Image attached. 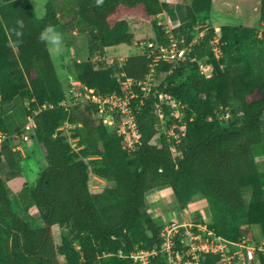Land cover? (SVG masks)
<instances>
[{
    "label": "trees",
    "instance_id": "trees-1",
    "mask_svg": "<svg viewBox=\"0 0 264 264\" xmlns=\"http://www.w3.org/2000/svg\"><path fill=\"white\" fill-rule=\"evenodd\" d=\"M210 2L206 0V5ZM178 3L104 0L96 7L95 0H48L41 20L29 0H6L0 5V101H28L26 114L35 123L30 136L36 138L45 162L34 184L25 185L41 220V226L33 227L13 209L5 185L2 160L9 143L0 153V264H138L131 257L133 252L158 249L162 242V228L147 216L144 200L147 192L162 187H170L181 206L196 194L207 198L213 216L207 227L229 242L248 237L255 244L253 224L260 225L264 237V186L254 155L256 146H262L264 155V38L260 37L264 30L223 25L218 33L209 28L192 50L196 60L211 66L217 62L211 77L198 70L185 72L192 61L190 54L168 75V64L158 67L165 76L155 87L185 106L186 132L177 152L171 151L164 134H158L151 99L139 107L140 145L131 155L91 104L58 106L65 92L48 45L37 39L46 24L60 28L64 35L86 34L91 54L120 44L132 45L126 17L149 21L155 35L151 41L167 43L169 35L162 32L156 17ZM18 20L23 21V29ZM259 22L264 28V0H260ZM184 27L172 30V35L180 38L175 34ZM217 35L219 59L210 47ZM192 37L189 34L186 42ZM223 57L228 59L227 66L239 64L243 71L223 70ZM148 65L146 56L134 54L121 65L114 63L104 69L93 61L76 62L73 74L98 93L122 94L119 74L143 81ZM133 89L138 92L137 87ZM45 104L52 107L42 108ZM226 113L229 117L221 118ZM64 122L96 129L101 160L94 173L114 183L103 190L114 207L99 205L100 194L90 192L88 164L57 132ZM0 130L12 133L19 128L10 131L0 119ZM154 138L157 142L152 144ZM202 259L203 264H226L219 254L208 253ZM256 259L264 264L262 252Z\"/></svg>",
    "mask_w": 264,
    "mask_h": 264
},
{
    "label": "rangeland",
    "instance_id": "rangeland-1",
    "mask_svg": "<svg viewBox=\"0 0 264 264\" xmlns=\"http://www.w3.org/2000/svg\"><path fill=\"white\" fill-rule=\"evenodd\" d=\"M5 2L6 0H0V5L4 4ZM29 2L36 17L39 20L43 19L45 16L48 0H29ZM259 11L260 0H211L208 6L206 5V0H179L178 4L164 9V11L156 17V21L162 27V32L163 30L165 32H172V30L177 31L179 30V27L185 26L180 31L176 32L175 35L183 37L186 40L189 34L197 37L203 32V30H208L209 28H213L215 32L219 33L220 27L223 25L242 26L258 29V32L260 30L262 31L264 28L259 22ZM125 19L129 23L130 32L133 35L132 45H127L123 47L122 50L118 51L103 50L91 54L88 51V40L86 34L70 33L64 35L60 28L56 27V30L63 35V42L59 46L49 44L48 48L54 65L57 69L61 86L65 93L70 86L68 76L71 75L74 77V63L80 61H93L99 68L103 69L108 68L114 63H117L119 66L128 56L141 54L142 43L155 39L152 25L149 21L136 19L134 17H126ZM260 37L264 38L263 35ZM205 47H208V44ZM188 59L192 61L185 67V72L189 74L191 71L198 70L201 73L202 61L195 59L193 50L191 51ZM223 61L224 63L221 65L223 70H229L233 74H238L243 71L242 65L239 64L230 67L227 66V57H223ZM216 63L217 62H213L212 67H215V65H217ZM116 76L117 73H115V77ZM164 76L165 73L162 70L157 69L151 73L150 78L153 84L156 85L157 83H160ZM184 78L185 76H182L179 80L183 81ZM74 87L79 88L78 86ZM73 102L74 101L71 100L68 101L67 104H72ZM27 110V108L25 110H20L21 118L23 120H25V114ZM191 119L192 117H189V121ZM27 122L28 118H26L24 124ZM157 124L160 123L157 121ZM173 124L172 118H167L164 120L163 123L160 124V130L158 129L159 135L162 134L161 130H163V128L168 130L171 128V126H173ZM57 132L65 136L73 151L75 153H80L79 156L83 158L88 164L90 168L88 182L89 189L93 194H100V197L98 198L99 205L114 207L115 203L113 202L112 198L103 191L106 188L113 187L114 183L110 179H105L103 177L97 176L94 173V170L100 167V164L97 163V160H101V158L98 156L100 139L96 129L91 126H83L80 123L64 122L58 128ZM156 142L157 138L151 140L152 144H155ZM25 144L32 146L31 141L25 142ZM37 146L40 148L39 145ZM177 151L178 148L176 147V152ZM40 152H42L41 149ZM254 155L258 168L264 173V155L262 146L254 147ZM36 162L37 163H35V167H31V172L28 173V177L25 176V180L27 179L26 181L30 183V185L36 181L40 171L45 168L44 160H42L41 165L38 163V161ZM14 184H16V186H14ZM9 193L13 200V209L24 219L29 221L33 227L41 226V220L38 211L30 199L28 188L23 186V184L20 188V183L12 178L9 182ZM144 200L147 216L150 217L151 220H153V222L161 228L164 227L165 224L170 220L185 224L202 223L206 226L213 222V216L210 208L211 203L201 194L194 195L184 206L177 204L173 191L170 188L162 193H159L157 190H150L145 194ZM262 200L264 202V194ZM191 230L195 232L197 229L196 227H192ZM261 236L262 237L256 240L253 232L255 244L252 243L248 237H246L247 244H250L256 248V255H258L260 252L264 254L263 234ZM237 243L239 244L241 242L237 241ZM228 250L229 252L227 255L231 257L234 256L233 259L235 261L237 260L238 255H234V253H243V249L240 246H229ZM137 251L138 250L135 252ZM246 264L260 263L256 259L254 261H248Z\"/></svg>",
    "mask_w": 264,
    "mask_h": 264
},
{
    "label": "built area",
    "instance_id": "built-area-1",
    "mask_svg": "<svg viewBox=\"0 0 264 264\" xmlns=\"http://www.w3.org/2000/svg\"><path fill=\"white\" fill-rule=\"evenodd\" d=\"M207 30L195 37L193 35L189 42L183 37L175 38L171 32L167 31L169 41L160 43L149 41L141 44V54L149 61V72L143 81H135L126 78L124 74H119L117 81L121 86L122 94L111 93L101 94L93 88L85 87L75 76H68L69 88L65 93V99L58 103L64 109L78 102L91 104L104 126L116 133L121 138L122 148L133 154L140 145L141 134L137 124V113L139 107L145 100L151 99L153 110L157 121L161 124L167 118H172L173 126L170 129L161 130L166 141L171 145V151L175 152L178 144L181 143L186 132V121L184 119L185 106L169 93L162 92L153 84L150 76L154 70L162 64H168L169 69L166 75L170 74L181 63L185 62L194 44L206 34ZM220 36H214L210 40L211 51L216 59L221 57ZM201 73L205 77H211L212 66L205 61L201 62ZM74 86H78L76 88ZM137 87L138 92L133 88ZM73 100L72 104H67ZM137 100V102H135ZM52 107L43 105L42 108ZM226 113L221 118H228ZM160 124H157L160 130ZM35 128L32 117H28V122L19 130L7 133L0 130V153L5 144L13 141L25 142L30 138V132ZM159 134V133H158ZM196 227V231H192ZM160 236L162 239L158 249L152 251L138 250L131 254V257L138 264H203V255L212 253L219 254L221 260L226 264H246L248 261L256 260V248L247 244L246 239L241 243H232L221 236H217L205 224H185L170 220L162 227ZM229 246H240L243 253H234L237 256H228ZM258 249V248H257ZM241 261V262H240Z\"/></svg>",
    "mask_w": 264,
    "mask_h": 264
},
{
    "label": "crops",
    "instance_id": "crops-1",
    "mask_svg": "<svg viewBox=\"0 0 264 264\" xmlns=\"http://www.w3.org/2000/svg\"><path fill=\"white\" fill-rule=\"evenodd\" d=\"M125 46L127 45L120 44L112 47H107L104 50L118 51V50H122L123 47ZM26 108L28 109V101L26 100L24 101L14 100L13 102L6 104L1 103L0 101V119L3 121L4 126H6V128L10 131H13L19 128L20 126H22L25 123L26 118L29 117V115L25 114V120H23L21 118L20 110H25ZM28 141L32 142V146H28L25 144V142ZM25 142L22 141L10 142L7 145L8 151L3 153V160H2L3 175L5 177V185L8 192H9V182L12 178L20 183V188L22 184L23 186L25 185L31 186L32 184H34L32 183L30 185V183L26 181L27 179L25 180V176L28 177V173L31 172V167L32 168L35 167V163H37L36 161H38V163L41 165L42 160H44L41 154L42 152H40V148H38L37 146L39 144L35 137L30 136V138ZM259 175L262 180V183H264L263 181L264 173L260 169H259ZM14 186H16V184H14ZM169 188L170 187L155 188L152 189L151 191L157 190L159 193H162ZM251 227L256 237V240L262 237L261 236L262 230L259 224H253Z\"/></svg>",
    "mask_w": 264,
    "mask_h": 264
},
{
    "label": "clouds",
    "instance_id": "clouds-1",
    "mask_svg": "<svg viewBox=\"0 0 264 264\" xmlns=\"http://www.w3.org/2000/svg\"><path fill=\"white\" fill-rule=\"evenodd\" d=\"M104 0H95V6L96 7H101L103 5ZM17 25L20 29L24 28V23L22 20H18L17 21ZM15 31V34L19 37L21 36V32L16 31L15 29L13 30ZM37 39L42 42L45 43L46 45H61L63 42V35L62 33L58 32L56 30V27L52 24H46L44 26V28L42 29V31L40 32L39 36L37 37Z\"/></svg>",
    "mask_w": 264,
    "mask_h": 264
}]
</instances>
